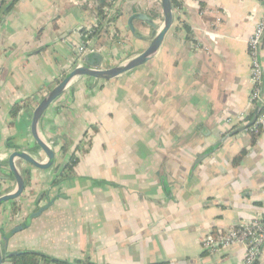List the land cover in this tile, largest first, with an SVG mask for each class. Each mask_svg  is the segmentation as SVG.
I'll return each instance as SVG.
<instances>
[{
  "label": "crops",
  "instance_id": "0c3cea01",
  "mask_svg": "<svg viewBox=\"0 0 264 264\" xmlns=\"http://www.w3.org/2000/svg\"><path fill=\"white\" fill-rule=\"evenodd\" d=\"M87 1L3 0L0 177L7 181L0 180V196L16 189L8 156L35 148V107L75 67V48L97 24L84 9ZM176 1L180 12L174 10L172 26L145 64L110 81L73 78L47 108L36 132L57 159L46 171L13 161L30 175L24 196L0 206L3 256L35 252L67 264H243L241 246L210 252L202 239L264 219V129L253 145L246 130L256 108L249 105L246 42L264 0ZM115 11L120 16L109 25L115 38L89 41L102 68L138 56L156 35L140 20L130 23L132 15L162 23L159 0H116L109 14ZM259 60L262 108L264 37ZM72 156L77 163L69 172ZM51 200L28 229L7 245L1 241ZM256 264H264V246Z\"/></svg>",
  "mask_w": 264,
  "mask_h": 264
},
{
  "label": "water",
  "instance_id": "95a60500",
  "mask_svg": "<svg viewBox=\"0 0 264 264\" xmlns=\"http://www.w3.org/2000/svg\"><path fill=\"white\" fill-rule=\"evenodd\" d=\"M160 1V7H161V13H162V23L160 27L155 25L150 18H148L144 14H135L132 15L129 18V22L133 20H140L141 22H144L145 24L151 26L155 30L156 35L151 40L149 46L145 51H143L138 56L123 62L120 65L110 67V68H102V55L97 53L89 54L81 60V65L74 67L72 70H70L67 74L64 75L62 80L54 86L37 104L35 107L32 119H31V134L32 138L35 142V148H33L32 152H24V151H15L12 152L8 158H7V168L10 176L14 179L16 184V189L12 194H3L0 196V206L3 204L17 200L20 197L24 196L25 192V178L24 175L28 173L29 178V171L27 170H19L15 166V163L13 161L15 160H21L25 164H27L29 167L37 170V171H46L48 170L54 161H56V154L55 151L47 146L44 142L41 141V139L37 136L36 132V126L38 122L40 121L41 117L47 110V108L56 101L64 92L68 84L73 78L76 77H88L95 80H103V81H110L113 80L120 75L129 72L143 64H145L159 49V46L161 45V42L163 40L164 35L168 32L170 27L173 24L174 21V13L171 7L170 0H159ZM257 115V107L254 110L253 117L248 124V126H251L256 119ZM245 130V128H240V132ZM45 156L47 159L46 164H41L38 159L40 156ZM60 159V158H59ZM0 180L2 182L7 181V176L0 177ZM29 183V181H28ZM30 193V192H28ZM53 201H49L44 207L38 208L35 212L29 214L25 220L16 226L8 232L5 236L2 237L1 241L7 245L9 239L16 235L19 232H22L26 229H28L31 226V223L34 219L39 217L41 213L46 210ZM18 219V216H15L14 218L10 219L9 221H14ZM17 255V253H10L8 255H2L1 252V242H0V264H3V261L9 257H13Z\"/></svg>",
  "mask_w": 264,
  "mask_h": 264
},
{
  "label": "built area",
  "instance_id": "2783aa9c",
  "mask_svg": "<svg viewBox=\"0 0 264 264\" xmlns=\"http://www.w3.org/2000/svg\"><path fill=\"white\" fill-rule=\"evenodd\" d=\"M2 5L3 0H0V7ZM262 10L263 12L255 21L253 31L246 42L251 83L249 105L250 108L257 107V109L260 108L263 81V69L259 60V54L264 37V5ZM175 11L180 12V8H176ZM91 33L92 28H89L83 38L85 42L75 48V63H77L75 67L80 66L83 57L97 52V49L89 42ZM255 123L264 124V115L262 114L257 117ZM202 246L210 252L228 249L233 246H241L244 251L243 264H256L264 246V219H254L238 224L225 231L208 234L202 239Z\"/></svg>",
  "mask_w": 264,
  "mask_h": 264
},
{
  "label": "trees",
  "instance_id": "16d2710c",
  "mask_svg": "<svg viewBox=\"0 0 264 264\" xmlns=\"http://www.w3.org/2000/svg\"><path fill=\"white\" fill-rule=\"evenodd\" d=\"M115 2L116 0H88L87 2H85L84 9L90 10L93 13L94 17L97 19V25L92 28V33L90 35V38H98L102 34L109 33V25L112 22H115L120 16L119 11H115L113 15L109 14V10L114 6ZM170 2L174 13V10L178 7V3L176 0H170ZM152 14L153 16L155 15L154 12ZM155 29L156 28H154V30ZM18 110H19L18 106L13 108L11 116L15 117ZM262 114L264 115V107L259 108L257 112V117H259ZM251 117L252 114L248 117L247 121H250ZM263 129H264L263 124L255 123L251 126H247L246 130L249 131L251 135V145H253V143L256 140V137L263 131ZM66 149L67 146L64 145L62 147V152H65ZM246 153L247 151L243 150L239 154H237L232 160V165L233 166L238 165L240 160L246 155ZM76 163H77V158L72 156L69 159L68 164L65 166V170L69 172L72 171ZM24 178H25V182L26 181L28 182L29 179L28 173L24 175ZM3 264H67V263L51 259L48 256H45L40 253L25 252V253H19L13 257H9L5 259L3 261ZM86 264H91V263H86Z\"/></svg>",
  "mask_w": 264,
  "mask_h": 264
},
{
  "label": "rangeland",
  "instance_id": "374dc122",
  "mask_svg": "<svg viewBox=\"0 0 264 264\" xmlns=\"http://www.w3.org/2000/svg\"><path fill=\"white\" fill-rule=\"evenodd\" d=\"M108 35H109V36H111V35H113V33H112V32H110ZM113 37H114V36H113Z\"/></svg>",
  "mask_w": 264,
  "mask_h": 264
}]
</instances>
